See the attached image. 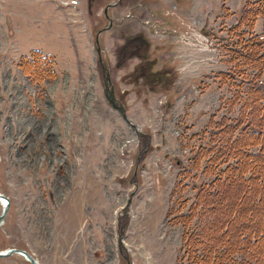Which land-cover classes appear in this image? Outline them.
<instances>
[{"label":"rangeland","instance_id":"obj_1","mask_svg":"<svg viewBox=\"0 0 264 264\" xmlns=\"http://www.w3.org/2000/svg\"><path fill=\"white\" fill-rule=\"evenodd\" d=\"M73 1L0 0V192L10 199L0 250L40 264H194L182 237L199 219L179 216L212 179L205 158L235 137L252 100L264 104L254 61L264 43L243 45L264 36V17L239 21L251 0ZM136 34L163 72L154 85L137 57L116 66ZM100 60L126 119L106 99Z\"/></svg>","mask_w":264,"mask_h":264},{"label":"trees","instance_id":"obj_2","mask_svg":"<svg viewBox=\"0 0 264 264\" xmlns=\"http://www.w3.org/2000/svg\"><path fill=\"white\" fill-rule=\"evenodd\" d=\"M257 16L264 17V0L244 2L239 21L254 24ZM262 43L264 37L253 35L243 45L254 49ZM254 61L264 63V51ZM149 67L143 73L154 85L163 72H149ZM253 92L261 95L259 88ZM260 98L252 100L251 117L238 127L235 137L205 158L203 171L212 179L201 185L189 214L179 216L185 218V226L190 219H199L194 227L184 228L182 237L184 252L193 247L198 255L194 264H264V104L256 105ZM250 146L258 149L250 152ZM215 160L221 163L220 169L215 168Z\"/></svg>","mask_w":264,"mask_h":264},{"label":"water","instance_id":"obj_3","mask_svg":"<svg viewBox=\"0 0 264 264\" xmlns=\"http://www.w3.org/2000/svg\"><path fill=\"white\" fill-rule=\"evenodd\" d=\"M109 103L113 107L117 108L119 110V112L122 114V116L126 119V115H125L124 109L122 107L117 106L116 103H114V101H112L111 99L109 100ZM0 203L2 204V210L0 212V226H1L4 222V218L6 216V213H7L9 204H10L9 198L1 192H0ZM119 242H121V241L119 240ZM13 253L22 255L31 264H39L38 260L36 258H34L32 256V254H30L26 250H23L20 248L12 247V248H8L5 250H1L0 251V257H6V256L13 254Z\"/></svg>","mask_w":264,"mask_h":264},{"label":"flooded vegetation","instance_id":"obj_4","mask_svg":"<svg viewBox=\"0 0 264 264\" xmlns=\"http://www.w3.org/2000/svg\"><path fill=\"white\" fill-rule=\"evenodd\" d=\"M120 1H121V2H120ZM126 1H127V0H118V3L120 2V5H123V4H121V3H125ZM140 43H141V39H139V40L137 41L136 45L139 46ZM103 69H105V66H104V65H103Z\"/></svg>","mask_w":264,"mask_h":264}]
</instances>
